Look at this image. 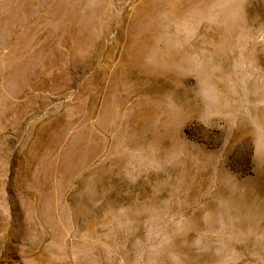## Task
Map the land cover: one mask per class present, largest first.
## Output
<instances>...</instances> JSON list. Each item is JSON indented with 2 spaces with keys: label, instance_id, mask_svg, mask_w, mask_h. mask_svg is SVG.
Masks as SVG:
<instances>
[{
  "label": "rangeland",
  "instance_id": "374dc122",
  "mask_svg": "<svg viewBox=\"0 0 264 264\" xmlns=\"http://www.w3.org/2000/svg\"><path fill=\"white\" fill-rule=\"evenodd\" d=\"M0 264H264V0H0Z\"/></svg>",
  "mask_w": 264,
  "mask_h": 264
}]
</instances>
